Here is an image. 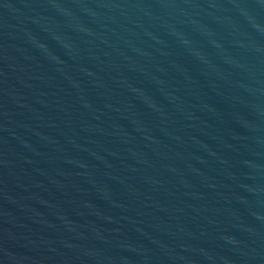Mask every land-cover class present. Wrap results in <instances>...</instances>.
Masks as SVG:
<instances>
[{
    "label": "water",
    "instance_id": "water-1",
    "mask_svg": "<svg viewBox=\"0 0 264 264\" xmlns=\"http://www.w3.org/2000/svg\"><path fill=\"white\" fill-rule=\"evenodd\" d=\"M0 264H264V0H0Z\"/></svg>",
    "mask_w": 264,
    "mask_h": 264
}]
</instances>
